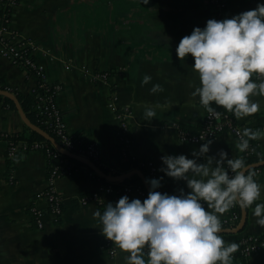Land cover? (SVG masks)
Here are the masks:
<instances>
[{
	"label": "crops",
	"instance_id": "obj_1",
	"mask_svg": "<svg viewBox=\"0 0 264 264\" xmlns=\"http://www.w3.org/2000/svg\"><path fill=\"white\" fill-rule=\"evenodd\" d=\"M226 1L224 19L264 3ZM2 11L0 0V16ZM208 19H212V9L206 0H20L12 9L10 25L21 38L33 40L37 46L34 58L50 81L63 85L56 98L58 105L74 137L99 145L98 166L108 175H121L137 170L136 163L140 161H152L159 178L163 177L162 193L179 195L181 189L190 191L187 182L161 172V156L185 154L193 158V152L211 140L207 156H216L223 149L228 158L243 159L238 139L228 132L200 143L182 142L179 138L177 126L198 132L208 108L198 95H193L200 86L194 58L191 54L179 58L176 48L183 36L190 35L194 27H205ZM84 66L92 71H110V82L92 79L85 74ZM146 74L152 79L142 84ZM251 79L255 81L254 74ZM0 82L22 104V99L33 98L31 91L37 78L0 53ZM155 84L161 85L162 91L152 92ZM113 86L119 95V106L132 112L130 156L123 154L119 120L109 107ZM250 99L259 103V111L236 118L243 129L259 133L258 138L250 139L259 150V160L252 163L255 164L264 162V95ZM13 103L0 100V264H127L129 253L114 242L107 244L102 224L94 216L97 210L103 214L107 203H115L118 195L107 192L105 179L82 162L72 174L57 180L64 207L59 221L47 216L46 226L37 228L30 209L34 205L47 209L45 201L36 199V195L47 188L51 161L43 150H20L14 158H8L4 134L32 131ZM210 106L226 109L215 102ZM147 107L155 110L154 117L145 116ZM198 162L206 163L207 157H199ZM12 170L14 181H10ZM249 171L255 173L261 196L247 208L243 230L220 233L226 242L264 235V226L258 225L253 215L255 204L264 202V165ZM94 193L99 195L98 201L81 202L83 196ZM128 197L141 201L146 198L137 192ZM231 214L230 209L218 213L221 221ZM241 221L242 208L238 225L222 230H234ZM144 256L147 259L145 250ZM231 264H264V246L249 257L232 259Z\"/></svg>",
	"mask_w": 264,
	"mask_h": 264
},
{
	"label": "clouds",
	"instance_id": "obj_2",
	"mask_svg": "<svg viewBox=\"0 0 264 264\" xmlns=\"http://www.w3.org/2000/svg\"><path fill=\"white\" fill-rule=\"evenodd\" d=\"M176 54L181 59L188 54L194 58L200 86L193 95L200 97L208 111L219 117L210 106L215 102L237 117L256 113L260 105L250 96L264 95V80L256 83L251 77L253 73L264 76V3L231 18L208 19L203 28L194 27L190 35L181 38ZM151 79L144 75L142 84ZM158 90L162 91L159 84L151 89ZM155 114L152 107L146 108V117ZM258 137V132L246 128L237 147L243 152L249 139ZM211 143H203L193 158L185 154L161 156L160 171L185 180L189 192L162 193L157 189L163 177L152 178L146 181L150 190L143 201L124 195L115 203L108 202L103 214L94 212L102 224V234L129 253L127 264H231L238 244L226 242L220 235L218 213L236 204L247 209L260 198L261 190L255 173L246 174L242 158H228L223 149L216 156H207ZM202 156L207 157L206 163L198 162ZM253 215L256 223L264 226V202L255 204Z\"/></svg>",
	"mask_w": 264,
	"mask_h": 264
},
{
	"label": "built area",
	"instance_id": "obj_3",
	"mask_svg": "<svg viewBox=\"0 0 264 264\" xmlns=\"http://www.w3.org/2000/svg\"><path fill=\"white\" fill-rule=\"evenodd\" d=\"M3 9L12 10L18 5L20 0H1ZM212 9V19L217 20L224 19L225 12L227 10L226 0H206ZM37 46L31 39H23L15 32L10 21L6 19L4 22H0V53L10 59L16 65L24 67L32 75L37 78V85L32 89L31 94L34 98L35 104L34 109L37 112L38 122L45 125L59 142V144L66 150L75 153L80 156L91 159L94 162H98L101 158V150L96 142H83L80 139L74 137L68 127V124L64 118L63 112L58 105L57 95L63 90L61 83L50 81L48 75L42 65H40L34 58V50ZM85 74L90 75L92 79L97 81H103L105 83L110 82L111 73L108 70L92 71L87 67H83ZM256 83H260L264 80V76L253 73ZM0 90L11 91L10 88L2 85L0 82ZM109 107L116 114L119 120V141L122 145V151L124 156H130V149L132 147V139L130 136V108H122L119 106V95L116 88L113 86L111 98L109 100ZM220 115L217 117L215 112H210L205 116L202 127L196 133H193L187 129L178 127L179 138L182 142L187 143H200L206 141L216 135L223 133H231L238 141L240 136L243 134L244 129L239 125L236 115L231 111H221L215 109ZM10 134H4V137L8 139V158H14L18 151H32V150H43L48 157L58 161V165L51 168L47 178V188L40 191L36 195V199L45 201L47 209L38 207L36 205L31 207V213L37 228L42 229L46 226V217L51 216L54 221H59L63 214V198L61 197L58 188L57 180L64 175L72 174L73 165L68 160V156L61 153L55 148L50 142L46 141H35L31 144L24 143L19 146L14 140L9 139ZM247 138V137H245ZM259 154L257 145L249 139V147L247 150L242 152L243 158H250ZM135 159V157H132ZM140 165L148 168L149 175L152 178L159 179L158 168L152 161H140ZM259 171V169H258ZM14 171L10 172V181H14ZM107 192L114 193V187L105 186ZM162 192V186L157 189ZM139 193L142 196H146V192L139 185L124 186L119 190L116 202L124 195H131L132 193ZM90 200H99V195L94 193L90 196H83L81 202L87 204ZM236 207L230 208L232 214L230 217L222 219L221 222L226 224L228 228H235L241 218V215L234 210ZM238 248L232 254V259L238 257H249L255 252L260 250L264 246V235L261 236H243L237 242ZM148 252V249H144ZM111 253H115V249L111 250Z\"/></svg>",
	"mask_w": 264,
	"mask_h": 264
},
{
	"label": "trees",
	"instance_id": "obj_4",
	"mask_svg": "<svg viewBox=\"0 0 264 264\" xmlns=\"http://www.w3.org/2000/svg\"><path fill=\"white\" fill-rule=\"evenodd\" d=\"M11 15H12V10L10 9H6L4 8L3 11H2V14L0 16V22H4L6 19H8L10 21L11 19ZM0 100H5L9 103H11L12 105H14L13 101L8 98V97H5L3 95L0 94ZM22 102V109L24 110V112L30 117V120L37 124L38 126H40L41 128L45 129L46 131H48L49 133L52 134V132L43 124H41L40 122H38V116H37V112L35 111L34 109V98H31V97H28V98H25V99H22L21 100ZM221 111H226L227 109H220ZM53 135V134H52ZM11 140H14L19 146H22L24 143H28V144H31L35 141H43V142H46L45 138L43 136H41L40 134L34 132V131H31L29 133H17V134H14L12 136H10ZM50 163H51V168L55 165H58V161L50 158ZM68 160L70 161V163L73 165L72 167V170L73 171H76L79 167V165H83L80 161L76 160V159H73V158H68ZM244 160V163H245V166H249L250 164L254 163V162H257L259 160V155H256V156H253V157H250V158H243ZM50 168V170H51ZM136 168L140 169L146 176L147 180L148 179H151V176L149 175V171H148V168L143 166V165H139V163H136ZM248 172H251V171H248ZM247 172V173H248ZM246 173V174H247ZM96 178H100L98 175L94 174ZM104 183L106 186H112L114 187V190H115V193L118 195L119 193V190L121 188H123L124 186H129V185H139L141 186V188L144 189V191L146 192V197L148 195V192L149 190L144 186L141 178L136 175L134 176L132 179H127L123 182H109V181H105L104 180ZM149 187H150V184H149ZM120 194V193H119ZM234 210H236L240 215H241V208L239 207L238 204H236V207L234 208ZM222 223V228H225L227 225L224 224L223 222ZM113 242H111L110 240L107 241V244L108 245H112ZM109 247V246H108Z\"/></svg>",
	"mask_w": 264,
	"mask_h": 264
},
{
	"label": "water",
	"instance_id": "obj_5",
	"mask_svg": "<svg viewBox=\"0 0 264 264\" xmlns=\"http://www.w3.org/2000/svg\"><path fill=\"white\" fill-rule=\"evenodd\" d=\"M0 94H5L6 96H8L11 100H13L19 110V112L21 113L26 125L34 132L40 134L41 136H43L45 138L46 141L50 142L52 145L55 146L56 149H58L61 153H63L64 155L76 159L82 163H84L85 165H87L88 167H90V169H92L96 174H98L100 177H102L103 179H105L106 181L109 182H120V181H124L127 178L133 176V175H139L143 180L144 183L147 187L148 190H150L149 187V183H147V178L145 176V174L140 170H133L131 172L125 173V174H121V175H108L107 173H105L96 162L92 161L89 158H86L84 156H80L77 155L75 153H72L68 150H66L64 147H62L59 142L56 140V138L49 133L48 131H46L45 129L41 128L40 126H38L37 124L33 123L25 114L24 111L21 107L19 98L16 94L10 92V91H4V90H0ZM264 165V162H260V163H255V164H250L249 166L246 167V173L251 170V169H255L258 168L260 166ZM247 217H248V212L247 209H242V221L241 224L239 225L238 228L234 229V230H222L220 233H238L241 230H243L244 226L246 225V221H247Z\"/></svg>",
	"mask_w": 264,
	"mask_h": 264
}]
</instances>
